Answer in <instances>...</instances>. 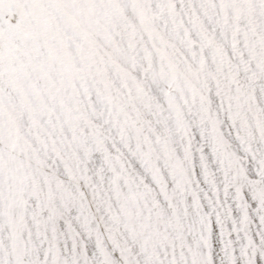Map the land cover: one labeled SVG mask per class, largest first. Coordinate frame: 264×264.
Segmentation results:
<instances>
[{
    "label": "snow or ice",
    "instance_id": "obj_1",
    "mask_svg": "<svg viewBox=\"0 0 264 264\" xmlns=\"http://www.w3.org/2000/svg\"><path fill=\"white\" fill-rule=\"evenodd\" d=\"M0 264H264V0H0Z\"/></svg>",
    "mask_w": 264,
    "mask_h": 264
}]
</instances>
